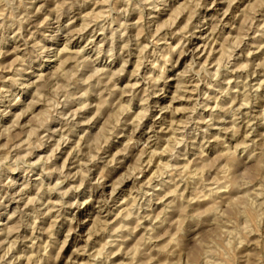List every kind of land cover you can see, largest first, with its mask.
<instances>
[{"label":"clouds","instance_id":"9594fccd","mask_svg":"<svg viewBox=\"0 0 264 264\" xmlns=\"http://www.w3.org/2000/svg\"><path fill=\"white\" fill-rule=\"evenodd\" d=\"M0 264H264V0H0Z\"/></svg>","mask_w":264,"mask_h":264}]
</instances>
